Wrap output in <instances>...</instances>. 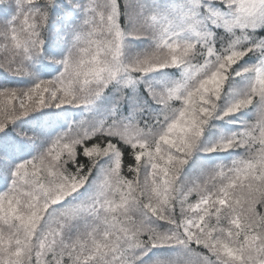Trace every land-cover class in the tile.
<instances>
[{
	"label": "snow or ice",
	"instance_id": "snow-or-ice-1",
	"mask_svg": "<svg viewBox=\"0 0 264 264\" xmlns=\"http://www.w3.org/2000/svg\"><path fill=\"white\" fill-rule=\"evenodd\" d=\"M0 264H264V0H0Z\"/></svg>",
	"mask_w": 264,
	"mask_h": 264
}]
</instances>
